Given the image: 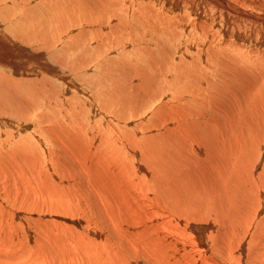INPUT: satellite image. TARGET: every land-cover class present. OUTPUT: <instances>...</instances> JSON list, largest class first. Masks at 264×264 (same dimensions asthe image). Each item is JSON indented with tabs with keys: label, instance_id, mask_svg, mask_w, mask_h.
I'll list each match as a JSON object with an SVG mask.
<instances>
[{
	"label": "bare ground",
	"instance_id": "1",
	"mask_svg": "<svg viewBox=\"0 0 264 264\" xmlns=\"http://www.w3.org/2000/svg\"><path fill=\"white\" fill-rule=\"evenodd\" d=\"M162 1L168 5L172 4V0ZM186 1L187 0H176L174 4L180 5ZM202 1L207 4V1L210 0ZM211 1H213L217 7L221 6V8L228 9L232 13H239V9L237 10L228 0ZM158 4H160L158 0H0L1 170L5 168L4 164L8 160L6 166L11 168L9 166L11 163L19 166L20 170L17 175L18 177L22 176V180H26L24 175L28 173L25 172V170L23 171V163L30 165V163L36 162V158L38 161L44 160V158H39V152L40 155L42 152L41 146L44 145V142L49 147L51 146V151L49 150L51 155L50 158L53 159L52 161L55 163L54 167L57 169L56 174L61 176L62 181L57 179L58 182L52 185L50 180L44 177H36L34 173L35 179L38 182L35 190L36 192L32 190L33 188H30L32 193L26 191L20 197L19 202L21 205L23 204V206L20 207H27L30 209L31 207H36L39 197H36L35 193L46 192L47 189L45 186L48 185L51 187V192L49 194L45 193V199L48 198L51 204L59 202L60 208L56 206L52 208L55 213L59 214V212L61 213L68 210V208L63 205L64 203L68 204V200L70 199H63L66 192L74 194V196L77 194L78 198L84 193H80L83 187L80 190L77 189L74 179L64 173L62 165L56 166L58 160H61L58 158L61 157L60 150L62 149V144L64 148L65 146H71L70 148H78V151L81 150L82 147L85 149L86 145L88 148L90 146L94 148L92 149V153H94L95 160L99 163L98 165H100L102 161L103 164L108 163L110 165H107L109 168H103L104 170L101 169L104 167L102 166L103 164H101V168L98 166L101 169L100 171H102V174H100L102 177L111 178L110 180L112 181L114 177L113 174L115 175L113 169L117 168L119 172L121 171L120 173L123 172L127 178L132 181L131 184H127V182L124 181L126 184L121 182L119 185L121 180H125V177L123 178L122 176V179L120 178L121 176H119L121 180H119L118 185L124 190V195L127 199L131 198L130 195L135 192L139 193L138 188L144 186L147 181H151L154 185H160L161 188L167 189V191L172 194L169 199V212L176 216L177 222L184 227L183 229L186 228L187 222L196 220L198 224L193 225V230H189L188 236L186 235L187 232L185 235L188 237V240L195 237L194 240L196 239V242L197 237H199L198 239L202 248L212 249V242H215V238H213L212 241V238H209L210 236L208 238H206L207 236L204 237V235L211 230L209 229L210 227H217L218 234L222 235L225 234L226 224L228 227H232L230 234H228L229 232L226 233L228 237H223L222 235L217 236V241L220 236L222 241L220 242V249L217 252H220L223 258L219 264H226L225 260L227 264H264V257L260 255L261 250H264V169L260 171L262 169H260V166H264L263 147L259 146L258 143L253 140H246V137L244 140L239 135H223L219 137L218 134H215L212 137H208L205 136L204 133L195 134L188 130L189 126L192 124L190 120L179 118L170 120V118L175 115L181 117L185 108H190L191 105L188 104L189 101H202L197 95L200 94V89H203L204 87L202 86L205 84L199 81V79L202 77L203 81L206 79V77L204 78L205 74H203V72H206V69H209L208 71H214L215 73L219 72L215 71L216 68L219 70V67L212 56L214 57L216 53L221 54L222 57L225 58L224 51L233 46V43H229L225 36L221 37L220 34H217L218 32L215 28L213 29V27H211L210 30L206 29L202 32V23H200V21H204L205 19L199 20L196 18L192 22V16V19L189 17L191 13L187 16V12H184L185 17L180 19L176 18L179 16L172 17L171 13L168 14L167 12L166 15L168 16H163L164 11L161 12L159 10ZM182 6L183 10H193L199 18L206 15L207 9L200 8L193 0L192 2H186ZM22 13L24 14L23 17ZM220 16L223 17V19L219 21L229 25L226 23L228 22L226 21L228 15L221 13ZM250 16L254 15L250 14ZM154 19L157 20V22L158 20L172 21L176 28H170L168 31V39L167 42L164 43V47H158L162 57H157L158 59L154 60V62L150 61L152 62V66L149 67L152 70V75H147V73L144 74V67H148L144 63V60L150 58L149 53H151V45L141 46V37H147L153 44L155 42L156 46L161 45L162 42H160V37L162 32L160 31V26L162 25L150 29L140 25L154 21ZM138 23L141 24L139 25ZM191 31H193L191 37L184 36L185 33H189L188 35H190ZM197 35L199 38L201 36L204 41L197 39ZM188 40L195 43H189L187 42ZM29 43L35 46L37 45L36 47L38 49L35 48L37 49L36 51L41 50L54 57L56 56L57 61L52 59L56 64L53 65L49 63L50 60L49 62L48 60L46 61L44 59L46 58L45 53V55H42L43 52L41 51L38 54L37 52L33 53L22 45H28ZM235 46H237V44H235ZM114 51L119 52L116 55L126 67L122 70L130 72L135 64L138 66V73H136L135 76H131L130 79H127L125 75V78L123 76H118V74H126V72L118 70L119 67L118 69L109 67L107 71L105 68V74L104 67H102L104 61H107V64H109V62L115 60L113 56L110 57L111 60H107L108 56L107 58L105 56L110 54L114 55ZM99 72L103 74H101V76L105 77V79L98 84V80L95 77H100L98 76ZM181 72L182 75L179 74ZM216 75L219 76V74H215V76ZM122 77L124 79H122ZM207 77L211 76L207 75ZM207 79L211 80L210 78ZM105 80L107 83H104ZM151 80H153V88L157 91H163V95L171 94V96L174 95V97L176 95V100L174 101H178L177 104H180H172V106L169 104V114H166L167 116L159 120L150 117L155 110L154 107L152 108V106L150 107L149 105V108L144 106L145 108L143 109V105L148 101L147 97L143 96V94L148 96L147 93L150 91L149 84ZM185 80L190 84L193 83L195 86L183 89L185 90L183 91L181 87L184 85L183 82ZM163 82H168L170 87L168 86L165 88L166 86H162ZM255 84L264 88V77L261 76L260 78H256ZM126 88L127 90L129 89L130 93L136 94L135 102L131 101L128 97V92L126 93L125 91ZM258 100L264 101V97ZM92 101L100 102V104L98 103L99 107L101 106L99 110L103 116L106 115L105 117H101L102 115L98 114L99 112H97V114L95 113L92 108V106H94V104L92 105ZM97 109L95 108L96 111ZM143 111L149 112V115L146 112L148 117H144V119L142 116L143 119H140L139 113ZM136 115L139 118H135V121L130 119ZM128 119L137 122V125H129ZM159 122L164 123L161 128H158ZM213 138L219 141V143H216ZM224 138L235 140L226 143L222 142ZM67 139L75 144L72 145L67 143ZM195 139H197V141H195ZM81 151L83 154H86L85 151ZM82 152L79 153L82 154ZM88 155L89 154L85 155V157ZM94 155L92 154V157H90L93 159L91 163L94 162ZM82 158L83 157H81V159ZM87 158L85 160H87ZM30 160H33V162H30ZM173 160L174 164H172ZM70 163H72V161ZM46 164L48 165L47 161L45 162V165ZM83 164L85 165V163ZM29 169L30 167L28 170ZM6 170L7 167L5 170L3 169L2 172L5 171L6 173ZM16 172L17 171H15V174ZM94 172L96 173V171ZM8 173L9 172L4 174V178H0V186L6 184L17 186L18 181H11L10 174L8 175ZM81 173L82 171L80 170V174ZM56 176L55 178H57ZM93 178H95L94 175ZM118 179L116 181H118ZM43 180H46V183L41 185ZM97 181H94L96 185H98ZM104 181H106V179L103 180V182ZM21 182L23 183V181ZM53 182L55 181L53 180ZM106 182L108 183V181ZM113 183H110V185L115 186ZM88 186H90V184ZM100 186H102V184H100ZM104 188L107 190H104L103 193H98L100 196L99 199L102 204H109L110 207H108V214L105 219L102 218L99 209L98 212L95 213L99 221L97 223H92V230L97 228L98 241L96 240V242L99 248L94 252L91 245L89 247L91 250H88L91 256L95 254L96 256L98 255L97 257L100 259H109L112 262L111 264L123 260V256L130 264H136L140 258L133 256L135 254V239H133V236L127 235L131 229H125V227H123L124 224L122 225V223H126V220L123 212L120 211H123V209L118 205L123 203L125 199L122 202L120 200V202L112 201V198H110L107 192L116 188V186L109 187L108 185L107 188ZM96 189L98 190V186ZM148 190L147 188V191ZM150 192L152 193V190H150ZM177 193L180 199L185 200L187 203L179 200ZM114 194L117 195V193ZM122 195L123 194H121L120 197H122ZM141 196H144V194ZM141 196L139 195L140 198ZM15 197H17L16 194ZM148 197L149 195L146 197L149 201L152 197L150 196V199ZM11 198H13L11 195L8 196V200ZM33 198L35 201H33ZM130 201H133V198ZM143 203L144 204H136L129 202L126 205V207L129 206L127 211L130 209V211L133 212L135 207L138 212V214H135V216L137 215V224L140 222L144 223V221L146 224V222L148 223V220H150L155 223L154 225L151 224V226H153L152 229H154L140 230L139 233L134 230V233L136 231L137 234L142 237L149 236V243H147V241L143 243H146L144 249H150L152 253L156 255L157 262H151V264H166L162 262L163 258H161L162 261L158 260L159 256L163 253L170 254L175 250L174 247L176 243L174 245V242L179 234L173 241L171 239V232L181 231L182 228L180 225L175 226L173 220V222H167L170 217L168 219L166 218L167 221L165 222V218L160 219L158 217L161 214L159 213L160 208L153 209L150 207L152 203H145V201ZM233 203L240 205L232 206ZM50 206L51 205H49L48 208H50ZM241 209L247 211V216L242 212H238ZM124 211H126V209H124ZM232 212L234 214L238 212L235 218ZM10 213L11 211L7 213V215ZM3 219L0 222V229L5 233L2 239L6 240L9 239L14 232L13 229L10 230V227L3 225ZM10 220H8L9 223ZM51 223H53V221H51ZM51 223H38V227L41 229L48 228L51 226ZM108 223L112 225V230L108 228ZM126 224L129 223L127 222ZM10 225L11 228L14 226V224L12 225L11 223ZM143 226L144 225L141 227ZM162 226L166 227L168 230L162 231L160 237L166 243L169 242L168 246L163 248L160 247L162 240L159 235H153L154 232L157 233L161 231ZM218 226L220 227L218 228ZM58 227L60 228L59 224ZM100 227L104 230L106 229L107 242H102L99 239L100 235L98 234L101 232ZM119 227H123L124 229L121 230ZM175 227L176 229L171 230ZM6 229H8V231H6ZM205 229L206 233L203 235ZM191 231L192 233H190ZM109 232H111L113 236H110ZM113 237H117L118 239H112ZM186 239L184 240L185 242ZM111 242L120 245V251H122V253L115 256L113 253L108 254L105 250L102 252L105 246L111 245ZM177 245L181 246L179 244ZM42 247L44 248V246ZM195 248L197 249V247ZM179 250L178 247V251ZM186 251L188 250L186 249ZM44 252H46V250L42 249V254H44ZM137 252H139V249H137ZM197 252L200 253L199 251ZM33 253L34 256H40V254H36V252ZM191 254L192 253L188 255ZM69 255H71V253H69ZM187 258L189 257L187 256L186 260ZM201 259L203 260V257H201ZM208 263L206 262V264Z\"/></svg>",
	"mask_w": 264,
	"mask_h": 264
},
{
	"label": "rangeland",
	"instance_id": "2",
	"mask_svg": "<svg viewBox=\"0 0 264 264\" xmlns=\"http://www.w3.org/2000/svg\"><path fill=\"white\" fill-rule=\"evenodd\" d=\"M158 1L160 3V4H158L159 10L161 12L164 11L163 16H168V15H166V12H167L168 14L171 13L172 17L179 16L176 18L180 19L182 17H185L184 12L185 13L187 12L186 13L187 16L189 15V13H191V15H189V17L191 18V16H192V18H193V19L191 18L192 22L196 18H198L199 20L205 19L204 21H200V23H202L201 24L202 25V29H201L202 32H204L206 29L210 30L211 27H213V29L215 28V30L218 32L217 34H220L221 37L225 36L226 40L229 41V43H233V46H231L232 48L229 47L226 51H224V54H225L224 56H225V58L227 57L226 58L227 60L224 57H222L221 54L215 53L214 54L215 56L214 57L212 56V58L218 64L217 66L219 67V70H218V68H216L215 71L216 72L219 71V72L215 73L214 71L212 72V71H208L209 69H206L207 73L203 72V74H205L204 78L206 77V79H204V81H203V77L201 79H199V81H202L205 84L204 86H202V87H204L203 89L200 87L201 88L200 94L197 95V97L202 101H189L188 104H190L191 106L188 104H186V105L190 106V108L189 109L185 108V111L183 112L181 117L175 115V116H172L170 118V120L171 119H178V118L190 120V122L192 123L188 128V130L190 132H193L195 134L204 133L205 136H208V137H212L215 134H218L219 137L223 136V135L224 136L239 135L244 140L246 137L247 138L246 140H248V139L253 140L254 142L258 143L259 146H262L263 147L262 149L264 150V101L258 100L259 98L264 97V88H261L260 86L255 84L256 78H258V77L260 78L261 76L264 77V18H263V16H264V0H228L231 5H233L237 8V10L239 9L238 14L232 13L231 11H229L228 9H224L223 7L221 8V6L217 7L214 4V2L211 0L207 1V4H205L202 0H193V2L197 3L200 8H206L207 9L206 15L201 17V18H199V16L193 10H188V9H185L186 11L183 10L182 5L185 4L186 2H190V1L192 2V0H187L186 2H183L180 5L174 4V1H176V0H172L171 5L166 4L162 0H158ZM183 1H185V0H183ZM227 12H228V14H227ZM221 13L228 15V19L226 20L228 22H226V23H228L230 26L226 25L225 22L219 21V20L223 19V17L220 16ZM250 14H252L254 16H250ZM195 15H197L198 17L197 16L194 17ZM23 16H24V14L22 13V17ZM214 22L216 25L214 24ZM138 24L140 25L141 23H138ZM143 24L144 25H140V26H146L147 29L158 27V26L162 25V26H160V29H161L160 31L162 32V35L160 37V42H162L161 45L156 46V43L154 42V44H153V42L150 39H148L147 37H141V41H142L141 46H147L148 44L151 45L150 46L151 47V53H149L150 58H147L144 60V63L148 66V67H144V74L147 73V75H150V74L152 75V70L149 66H152V62H154V60H157L158 58L162 57V55H160L161 52H159L160 50L158 47H164V43H166L167 39H168V31L172 27L176 28V26L174 25V22H172V21L158 20V22H157V20H155V19H154V21H151L148 23H143ZM153 24H155V25H153ZM192 32L193 31L190 32V35H188L189 33H185L184 36L185 37H189V36L191 37ZM182 35H183V33H182ZM196 38L200 39V41H204L201 36L199 38V36L197 35ZM187 42H189V43L191 42L193 44L195 43V42H192L191 40L190 41L188 40ZM19 44H21V43H19ZM235 44H237V46H235ZM22 45H24L27 49H29L33 53L37 52V54H38L41 51V50L36 51L38 49L36 47L37 45L35 46L32 43H29L28 45H26V44H22ZM236 47L239 49H237ZM243 47H244V49H243ZM35 48H37V49H35ZM234 49H236V50H234ZM239 50H241V51H239ZM41 52H43L42 55L44 53L46 54V55L44 54L46 57L44 59L46 61L48 60V62H49V60H50L49 63H51L53 65L56 64L52 60V59H54L57 61L56 56L54 57L51 54H47L45 51H41ZM230 52H231V54H230ZM238 52H239V54H238ZM118 53H119L118 51H114L113 52L114 55L110 54V55L105 56L106 58L108 56L107 60H111L110 59L111 56H113V59L115 58L114 61L109 62V64L111 63L110 65L107 64L108 63L107 61L105 62L103 60L104 63L102 64L103 65L102 67H104L105 74H106V71L108 70L109 67L115 68V69H118V67H119L118 70H120V71L122 69L126 68L124 63L121 61V59H119L117 57L116 54H118ZM228 60H229V62H228ZM150 61H152V62H150ZM248 61H251V62H248ZM253 61H255V62H253ZM256 62L258 63V66H257ZM120 65H122V66H120ZM137 67L138 66L135 64L132 67L133 70L131 69L130 72L122 70V71L126 72V74H122V75L118 74V76L124 77V75H125L127 77V79H130L131 76H135V74L138 73ZM105 68H106V71H105ZM213 69H215V68H213ZM131 72H133V73H131ZM99 73H98V76H100L101 78L95 77L98 80V84H99V82H102L105 79V77L101 76L102 73H100V74ZM179 74L182 75V72ZM215 74H219V76L218 75L215 76ZM207 75L211 76V77H207ZM123 77H122V79L125 78V77L124 78ZM207 78H210L211 80H209ZM238 80H239V82H238ZM94 82H96V81H94ZM104 83H107L106 80ZM183 83L186 87L184 85H182V87H181L182 90L186 89V88L188 89V87L195 86L193 83L190 84L187 80H185ZM150 84H149L150 91H149V93H147L148 96L146 94H143V96H146L148 99V101L146 102L147 104L145 103L143 105V109L145 107H148L149 105H150V107L152 106V108L154 107L155 110L152 112L150 117L154 118L156 120H159L160 118L167 116L169 114V111H168V105L169 104L171 106H172V104H176V105H180V104H177L178 101H174V100H176V95H175V97H174V95L171 96V94L163 95V93H162L163 91H161V90L157 91L155 88H153V80H151ZM234 85H235V87H234ZM162 86H164V87L166 86L165 88H167L169 86V83L163 82ZM182 90H180V91H182ZM125 91H126V93L128 92V97L130 98V100L135 102L136 94L130 93L129 89L127 90V88L125 89ZM159 91H161V92H159ZM183 91H185V90H183ZM92 96H93V94H92ZM149 97H150V99H149ZM149 100L153 104H151ZM185 102H188V101H185ZM98 103L100 104L99 101H92V105L94 104V106H92V108L96 114H97V112H99L98 114H101V111L99 110L101 106L99 107ZM95 108L96 109L98 108L97 111L95 110ZM146 112L143 111L142 113L140 112L141 114L139 113L140 119H143L144 117L145 118L148 117L149 112H147L148 115L146 114ZM137 113H138V111H137ZM153 113H154V116H153ZM185 113H187V114H185ZM144 114H146V115H144ZM101 115H102L101 117L106 116V115L103 116V114H101ZM142 116H143V118H142ZM139 117H137V115H136L135 117H132L130 119L135 121ZM133 121L129 120L128 121L129 125L133 124L134 126H136L137 122H133ZM163 124L164 123L159 122L158 128H161L163 126ZM250 134H251V137H250ZM68 139L66 140V142L68 141L67 143L72 144V145L75 144L73 142H70V140H68ZM213 139L216 143H219V141H217L215 138H213ZM232 140H235V139L228 140L227 138H224V139H222V142L230 143ZM195 141H197V139H195ZM42 146H41L42 152H41V155L39 152V158L40 159L44 158V160L42 159V160L38 161L36 158V162L34 161V163H30V165L24 164L22 162L24 165L23 171L25 170V172L28 173V174L24 175V178L26 180H22L21 179L22 176L18 177L17 173L20 170L19 166H16V164L11 163L12 162L11 161V162H9V163H11L9 165L11 168H8V166H6V164H8V160L4 164L5 168H3V169L5 170L7 167L6 171L9 172L8 175L10 174L11 181H15V182L18 181L17 182L18 184H17V186L9 185V184H6L4 186H0V222L2 221L3 218H7V219H3V223H4L3 225H6V227H10V230L13 229V232H14L13 235L9 239L4 240L2 238H4L3 236L5 235V233L3 232V230L0 229V264H42V263L43 264H49V263H51V264H53V263L54 264H111L112 262L109 259H100L97 257L98 255L96 256L95 254H94V256L93 255L91 256V254L88 250V249H90L89 247L91 245H92V249L94 250V252H96L99 248V246L97 245V242H96V240L98 241V239H97V228L92 230V223H97L99 221L98 217L95 215V213L98 212V209L100 210V214H101L103 219H105V217H107L108 207H110V205L109 204L105 205L104 203L102 204L101 200L99 199L100 196L98 195V193H103L104 190H107L104 187L107 188L108 185H109V187H115L116 186V188L107 192V194L110 196V198H112V201H119L120 200L122 202L125 199V201H123V203L118 204V205L121 209H123V211L122 210H120V211L123 212V215L125 216L126 223L128 222L129 224H131V225H129V224H126L125 222L122 223V225L123 224L125 225V226L123 225V227H125V229H131V230H129L131 233L129 232L127 235L133 236V239H135V243H136V245L134 246L135 254L133 256L140 258V260H138L136 262V264H151V262L152 263L157 262L156 255L154 253H152V251L150 249H148V250L144 249V245L146 246V243H143V242L147 241V243H149V240H150L149 236L142 237L139 234H137V232L139 233L140 230L142 231V230L152 229L153 226H151V224L154 225L155 223L153 221H152L153 222L152 223L150 220H148V223L146 222V224H145V221H144V223L140 222L137 224V218H136L137 215L135 216V214H138V212L136 211V208L134 207V209H133V207H132L133 212H131L130 209L128 210L129 211L128 212L127 209L129 206L126 207V205L129 202H133L136 204H144L143 203L144 201H145V203H147V202L149 204L152 203V204H150V207H152L153 209H156V208L159 209L160 208L159 213H161L160 215H162V216H160V215L158 216L160 219L165 218L164 219V222H165L170 217L168 219L169 221H167V222H170V221L173 222L174 221V225L179 226L180 224L177 222L176 216H174L172 213L169 212V199H170V196L172 194H170L167 191V189L161 188L160 185H154L151 181H147L144 184V186H140L138 188L139 193L135 192L134 193L135 195L132 194V195H130L131 198L127 199L124 195V190L121 189L119 185L121 182H123L124 184H126V182H127V184H131L132 181H130L129 178H127V176L123 172L120 173L121 171L119 172V170L117 168L113 169V173L115 171V175L113 174V176L115 178L112 176L113 179L114 180L116 178L118 179L119 176H121L120 178H122V176H123V178L125 177L124 178L125 180H121L119 178L118 181H116L117 179L115 181L112 179V181H111L110 180L111 178L109 179L108 177H102V175H100V174H102V171H100V170L103 168L105 169V167L109 168L110 165L106 162H104L106 164H103L102 163L103 161H102L100 163L103 164L102 166H104V167L101 168V164L98 165L99 163L96 162L95 155H94V153H92V149H94V148H91L90 146L88 148L86 145L85 149L83 147L81 148V150L85 151L86 154H83V152L81 150L78 151V148H75V147L70 148L71 146L70 147L65 146V148H66L65 149L63 144H62V149L60 150V156L61 157L58 159H61V160H58V163L56 164V166H59V165L63 166L62 168L64 169L63 170L64 173L66 175L71 176L72 179H74L75 184L77 186V189L80 190L82 187L83 188L85 187L84 188L85 190L83 188H82V190H80L81 194H82V192L85 193V194L83 193L80 198L77 197L78 196L77 194L74 196V194H69V192H66V195L63 196V199L64 198H66V199L70 198L68 200V204H66V203L63 204L68 208L69 211L68 210L65 212L63 211L64 213L59 212V214L54 212V210L52 209L53 206L60 208V204H59V202H54L53 204H51V201L48 198L45 199V193L49 194L51 192V187L48 185H47L48 187L45 186L47 189L46 192L35 193V196L39 197V201L37 202L36 207L35 206L31 207V209L27 208V207H20V206H23V204L21 205L19 202L20 197L26 191H29L30 193H32L30 191V188L31 189L33 188L32 190H34V191L36 190V186H37L38 182L36 181L35 176L47 178L48 180H50L52 185L53 184L55 185V183L58 182L57 179L59 181H62L61 176H58V174H56L57 169L54 167L55 163H54V161H52L53 159L50 158L51 155H50L49 150L51 151V148H50L51 146L49 147L45 142H44V145H42ZM91 146H92V144H91ZM43 152H44V154H43ZM47 152H49V153H47ZM79 152H82L83 155ZM79 154H81V155H79ZM87 154L90 155V156L89 155L87 156L88 158L85 157V155H87ZM92 154L94 155V162L93 163H91L93 159L90 158V157H92L91 156ZM78 157H80V158H78ZM81 157H83V158L81 159ZM86 158H87V160H85ZM138 158L142 159L140 157H138ZM74 160H75V162H74ZM46 161H47L48 165L47 164L45 165ZM71 161H72V163H70ZM85 161H87V162H85ZM30 162H33V160H30ZM49 163H50V165H49ZM83 163H85V165H87V164L88 165L85 166ZM172 164H174V160H173ZM107 165H109V166H107ZM34 166H37V167H34ZM89 166H90V168H89ZM98 166H100L101 169ZM261 166H260V169L261 168L262 169L260 171H262L264 169V166L263 165H261ZM29 167H30V169L28 170ZM91 167H92V169H91ZM1 168L2 167H0V171H1V175H0L1 177L0 178H4V174H6L7 172L6 173H5V171L2 172L3 169L1 170ZM66 168H67V170H66ZM108 168H106V169H108ZM86 169L89 171H87ZM12 170H13V172H12ZM80 170L82 171L81 174H80ZM15 171H17L16 174H15ZM33 171H35V172H33ZM68 171H70V172H68ZM71 171H73V172H71ZM94 171H96V173ZM44 172H46V173H44ZM11 173L12 174L14 173V174L12 175ZM34 173H35V176H34ZM75 174H76V177H75ZM78 174H79L80 178L78 177ZM95 174H97V175H95ZM119 174H121V175H119ZM15 175L17 176V178ZM54 175L55 176L57 175L56 176L57 178H55ZM61 175H62V173H61ZM93 175L97 179L93 178ZM96 176H98V177H96ZM14 177H15V179H14ZM99 177H100V179H99ZM53 178H55V179H53ZM51 179H52V181H51ZM105 179H106V181H108V183L106 181L103 182V180H105ZM53 180L55 182H53ZM119 180H121V181L119 182ZM21 181H23V183ZM94 181L95 182L97 181L98 185H96V183ZM124 181H126V182H124ZM109 182L111 184L114 182L113 185H115V186H111ZM118 182H119V185H118ZM45 183H46V180H43L41 182V185H44ZM87 183H88V185L90 184V186H88ZM103 183H104V185L106 184L107 186L106 185L104 186ZM27 184H29V185H27ZM64 184H67V183H64ZM100 184H102V186H100ZM85 185H87V186H85ZM33 186H35V187H33ZM97 186H98V190L96 189ZM88 187H90V188H88ZM91 187H92V189H96V190H92ZM48 188H49V190H48ZM119 188L123 191H121ZM147 188L149 189L148 191H147ZM7 189H9V190H7ZM99 189H100V191H99ZM115 189H117V190H115ZM144 190H145V192H144ZM150 190H152V193L150 192ZM10 191H11V193H10ZM115 191H118V192H115ZM113 192L117 193V195H115ZM15 194L17 195V197H15ZM41 194H42V196H41ZM121 194H123L122 197H120ZM143 194L145 197L141 196ZM10 195L13 198L8 200V196H10ZM139 195L141 196V198L139 197ZM148 195H149V197H148L149 199L151 197L153 199L151 198L148 201V199L146 198ZM118 196L120 199L118 198ZM132 196H134V197H132ZM177 196H178L179 200H181L178 193H177ZM132 198H133V201H130V200H132ZM216 200H218V199H216ZM33 201H35L34 198H33ZM181 201H185V200H181ZM124 203H126V204H124ZM49 205H51L50 208H48ZM102 205H105V206H102ZM239 205L240 204H237V203L232 204V206H239ZM115 206H117V205H115ZM104 208H107V209H104ZM124 209H126V211H124ZM10 211H11V213L9 215H7V213H9ZM4 212H6V213H4ZM130 212H131V215H130ZM238 212H242L244 215L247 216V211H243V209L239 210ZM163 213H164V215H163ZM236 214H234L232 212V215L234 216V218H235ZM3 216H5V217H3ZM10 216H12L13 218ZM164 216H166V217H164ZM161 217H163V218H161ZM8 220H10V223L12 225L14 224V226H12V228H11V225H10ZM48 221L50 223H51V221H53V223H51L50 227L44 228V229H41L38 227V223H42V224L44 222L49 223ZM175 221H176V223H175ZM58 224H59L61 229L58 227ZM141 224L144 225L145 228H144V226L141 227L142 226ZM194 224H198V223L196 222V220H191V221L187 222V226L185 229H183L184 227L182 225H180L182 228L181 231L171 232L172 233L171 239L173 241L175 240L176 236L179 234V236H177V238H176V241L174 242V245L176 243V245L174 247L175 250L173 249L174 251L170 253L171 255L167 254V253H165V254L163 253L162 255L159 256L158 260H161V258H163L162 259L163 261L162 260L161 261L165 262L166 264L168 262L170 264H181L183 262H184L183 264H206V262L208 263V261H209L208 264H219V263H221V261L223 260L222 255H220V252L219 253H217V252L220 249V244H221L220 242H222V241H221V236L218 237V241H217V236L222 235V234H218L217 227H215V228L210 227L209 229H211V230L208 231L207 233H206V229H205V231L203 232V235L206 233L204 235V237L207 236L206 238H208L210 236L209 238H212V241H213V238H215V240H214L215 242H212L213 243L212 249H208V248L204 249V248H202V245L199 242V239H198L199 237H197V242H196V239L194 240L195 237L194 238L192 237L191 240L190 239L188 240V237H187L189 235L188 232H189V230H193ZM15 225H17V226H15ZM203 225H207V224H203ZM16 227L17 228L19 227V228L17 229ZM123 227H119V228H121V230H123L124 229ZM219 227L220 226H218V228ZM100 228H101V232H100V234H98V235H100L99 239L102 242H107V235L105 233L106 229L104 230L102 227H100ZM108 228L111 230L113 229L111 224L108 225ZM173 229H176V227L172 228L171 230H173ZM231 229H232V227L230 228V226L228 227V225L226 224L225 225V234H223L222 236L228 237L226 233L229 232L228 234H230ZM134 230H136L137 232L135 231V233H134ZM167 230L168 229L166 227L162 226L161 231H158L157 233L154 232L153 235L155 234V236H156L158 234L160 237L161 232L167 231ZM6 231H8V229H6ZM109 233H110V236H113V234L111 232H109ZM171 233H170V235H171ZM185 233L187 236L185 235ZM190 233H192V231ZM174 234H176V235H174ZM145 237H146V239H145ZM178 237H180V238H178ZM112 239H118V238L113 237ZM185 239H186V242L184 241ZM161 240H162V238H161ZM140 241H141V244H140ZM88 243H90V244H88ZM126 243L128 244L127 241H126ZM168 243L169 242L166 243L164 240H162L160 247L163 248L165 246H168ZM177 244H179L181 246H178ZM197 244L199 247L197 246ZM218 244H219V247H218ZM185 245H186V247H185ZM42 246H44V248ZM128 246L130 247L129 244H128ZM177 246L180 249L179 251H178ZM195 247H197V249ZM42 249L46 250V252H44V254H42ZM137 249H139V252H137ZM186 249L188 251H186ZM195 249L197 251H199L200 253H198ZM104 250L107 251L108 254L113 253L115 256H117L119 253H122V251H120V245H117L113 242H111L110 246H105L102 249V252ZM200 250L203 252H201ZM38 251H40V252H38ZM33 252H36V254H40V256H34ZM140 252H142V253H140ZM69 253H71V255H69ZM184 253H188V254L192 253V254L188 255V254H184ZM72 254H74V255H72ZM205 255H206V257H205ZM260 255L262 257H264V250H261ZM171 256L175 257V258H172ZM187 256L189 258H187V260H186ZM190 256H192V257H190ZM182 257H183V259L185 258L184 260H186V261H184L182 259ZM201 257H203V260L204 261L206 260V261L204 262L201 259ZM123 258H124L123 260H120V261L116 262L115 264H130L129 262L126 261L124 256H123ZM180 260H181V262H180ZM225 263L227 264L226 260H225Z\"/></svg>",
	"mask_w": 264,
	"mask_h": 264
}]
</instances>
